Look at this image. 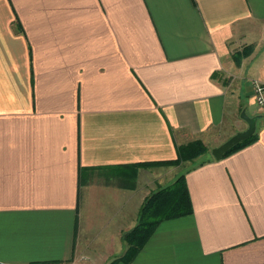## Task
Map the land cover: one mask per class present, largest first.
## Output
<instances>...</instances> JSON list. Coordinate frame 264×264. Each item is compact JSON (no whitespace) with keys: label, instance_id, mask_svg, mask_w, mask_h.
I'll use <instances>...</instances> for the list:
<instances>
[{"label":"crops","instance_id":"crops-1","mask_svg":"<svg viewBox=\"0 0 264 264\" xmlns=\"http://www.w3.org/2000/svg\"><path fill=\"white\" fill-rule=\"evenodd\" d=\"M257 78L264 0H0V264H108L181 174L192 212L114 264H264V118L211 154ZM194 140L193 160L134 167Z\"/></svg>","mask_w":264,"mask_h":264},{"label":"trees","instance_id":"trees-1","mask_svg":"<svg viewBox=\"0 0 264 264\" xmlns=\"http://www.w3.org/2000/svg\"><path fill=\"white\" fill-rule=\"evenodd\" d=\"M252 47L248 46L241 52L233 54L238 64L241 58L251 51ZM257 139V133L247 139L240 141L230 148L223 157L238 151ZM207 147L201 140H194L184 144L176 145L177 157L173 160L160 162H141L134 165L148 166L155 164L177 165L184 161H190L207 152ZM82 169H79L81 177ZM80 183V182H79ZM192 212V203L190 200L188 188L186 185L185 175H179L171 184L159 188L150 193L141 204L138 211L137 223L131 229L123 232L122 239L126 244V250L123 255L110 261L108 264H114L122 260L125 263L133 260L137 253L142 249L144 244L152 235L156 227L164 220H169L188 215Z\"/></svg>","mask_w":264,"mask_h":264},{"label":"water","instance_id":"water-1","mask_svg":"<svg viewBox=\"0 0 264 264\" xmlns=\"http://www.w3.org/2000/svg\"><path fill=\"white\" fill-rule=\"evenodd\" d=\"M240 117L247 123V127L244 130L237 131L224 142L211 149V154L215 160L221 159L235 144L252 136L256 131L257 120L260 119L262 115H249L243 109L240 113Z\"/></svg>","mask_w":264,"mask_h":264},{"label":"built area","instance_id":"built-area-1","mask_svg":"<svg viewBox=\"0 0 264 264\" xmlns=\"http://www.w3.org/2000/svg\"><path fill=\"white\" fill-rule=\"evenodd\" d=\"M252 98L257 109L264 108V78L251 81Z\"/></svg>","mask_w":264,"mask_h":264},{"label":"rangeland","instance_id":"rangeland-1","mask_svg":"<svg viewBox=\"0 0 264 264\" xmlns=\"http://www.w3.org/2000/svg\"><path fill=\"white\" fill-rule=\"evenodd\" d=\"M250 101L252 102V105H245V107H246L245 112H246L247 114H250V113L252 112L253 109H256V106H254L255 103H254V101H253V98H251ZM259 110L262 111V113H260V114L262 115V118H264V108H260ZM125 250H126V248L124 249V252H125ZM124 252H123V253H124ZM122 255H123V254H122Z\"/></svg>","mask_w":264,"mask_h":264}]
</instances>
